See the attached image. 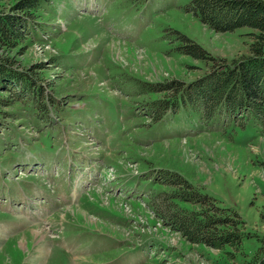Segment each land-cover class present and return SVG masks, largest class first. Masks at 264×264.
<instances>
[{
    "label": "rangeland",
    "instance_id": "obj_1",
    "mask_svg": "<svg viewBox=\"0 0 264 264\" xmlns=\"http://www.w3.org/2000/svg\"><path fill=\"white\" fill-rule=\"evenodd\" d=\"M189 1L37 0L26 13L23 62L44 63L42 90H0V264H244L258 249L260 127L193 108L153 121L150 103L167 90L142 91L212 69L179 52L175 31L218 60L249 54L252 29L217 32ZM159 170L236 210L238 249L190 242L159 220L146 204Z\"/></svg>",
    "mask_w": 264,
    "mask_h": 264
},
{
    "label": "trees",
    "instance_id": "obj_2",
    "mask_svg": "<svg viewBox=\"0 0 264 264\" xmlns=\"http://www.w3.org/2000/svg\"><path fill=\"white\" fill-rule=\"evenodd\" d=\"M36 5L37 0H16L9 9L0 10V90H42L39 73L44 63L23 62L29 37L26 13ZM187 11L217 32L252 29L249 54L229 62L218 60L175 31L182 42L179 52L212 61V69L187 83L179 79L143 82V93L167 90V97L150 103V118L158 121L168 111L187 107L200 110L206 121L216 117L242 124L239 119L251 116L264 134V0H190ZM154 181L161 188L148 197L146 204L159 220L190 242L238 249L244 221L236 210L220 205L176 171L159 170ZM244 264H264V233L258 249Z\"/></svg>",
    "mask_w": 264,
    "mask_h": 264
},
{
    "label": "bare ground",
    "instance_id": "obj_3",
    "mask_svg": "<svg viewBox=\"0 0 264 264\" xmlns=\"http://www.w3.org/2000/svg\"><path fill=\"white\" fill-rule=\"evenodd\" d=\"M36 233V232H35ZM38 233V232H37Z\"/></svg>",
    "mask_w": 264,
    "mask_h": 264
}]
</instances>
